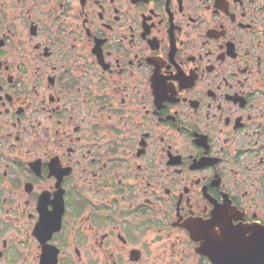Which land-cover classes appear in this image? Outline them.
Wrapping results in <instances>:
<instances>
[{
	"label": "flooded vegetation",
	"instance_id": "1",
	"mask_svg": "<svg viewBox=\"0 0 264 264\" xmlns=\"http://www.w3.org/2000/svg\"><path fill=\"white\" fill-rule=\"evenodd\" d=\"M0 264H264V0H0Z\"/></svg>",
	"mask_w": 264,
	"mask_h": 264
}]
</instances>
